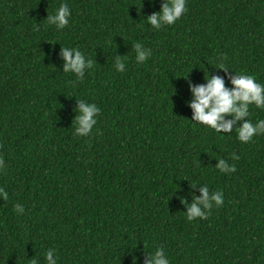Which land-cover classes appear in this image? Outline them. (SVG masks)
<instances>
[{"label":"trees","instance_id":"trees-1","mask_svg":"<svg viewBox=\"0 0 264 264\" xmlns=\"http://www.w3.org/2000/svg\"><path fill=\"white\" fill-rule=\"evenodd\" d=\"M62 2L72 14L58 31L44 19ZM160 3L0 0V264H45L49 248L58 264H143L157 247L171 264H264V134L240 143L235 129L191 121L185 104L187 81L224 76L221 63L264 84V0H186L154 30L144 17ZM136 42L151 49L140 64ZM60 45L94 61L82 80L61 71ZM76 99L101 109L85 137L73 135ZM218 158L235 171L216 170ZM193 184L224 203L189 222L178 197L199 196Z\"/></svg>","mask_w":264,"mask_h":264},{"label":"clouds","instance_id":"clouds-1","mask_svg":"<svg viewBox=\"0 0 264 264\" xmlns=\"http://www.w3.org/2000/svg\"><path fill=\"white\" fill-rule=\"evenodd\" d=\"M140 11V10H139ZM187 11L186 0H161L159 11H155L144 18L147 24L154 30H160L165 25H173ZM71 8L68 3H60L54 13L48 14L44 19L48 25L55 26L59 31L69 24L71 17ZM135 54L136 63L145 62L151 56V49L145 47L142 43L131 44ZM59 57L62 60V72L72 73L77 80H82L86 70H91L94 61L86 58L78 48L60 45ZM127 57L116 54L114 57V67L117 72L125 71V62ZM218 69L224 70V76L204 73V83L193 84L187 81L190 98L185 101L187 107L191 109V121L205 125L211 128L215 133H231L233 129L236 132V139L240 143L251 142L254 136L264 134V119L257 120L255 123L250 117V106L264 109V84L257 81L256 77L247 72L233 71L228 72L229 68L221 63ZM187 78V76L185 77ZM225 80L228 81V87L225 86ZM75 115L71 124L75 127L73 135L77 137L88 136L97 124V117L101 109L95 103H89L84 100L76 99ZM232 159L238 157L233 154ZM214 168L220 173H231L235 171V164H229L226 159H215ZM197 163H199L197 161ZM6 166L0 161V170ZM198 186L199 196L189 192L191 202L188 203L180 196L181 204L185 207L186 221H193L197 218L204 220L210 215L211 210L219 208L224 203V194L222 191H211L207 184H193L190 188ZM9 193L0 187V200L7 201ZM13 211L21 214L25 211L23 204H14ZM143 264H171L166 250L157 247L154 252H145ZM45 264H58V256L53 248L46 249L43 256ZM29 264H39L37 258L29 259ZM133 264H136V257H133Z\"/></svg>","mask_w":264,"mask_h":264}]
</instances>
